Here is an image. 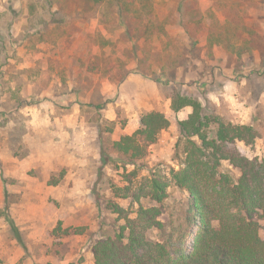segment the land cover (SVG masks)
Returning <instances> with one entry per match:
<instances>
[{
    "label": "rangeland",
    "instance_id": "1",
    "mask_svg": "<svg viewBox=\"0 0 264 264\" xmlns=\"http://www.w3.org/2000/svg\"><path fill=\"white\" fill-rule=\"evenodd\" d=\"M153 1L169 36L138 43L152 58L142 66L144 72H131L120 82L78 65L92 51L118 56L134 70L129 43L112 47L90 41L121 39L123 30L112 20L107 26L92 19L79 24L72 37L54 34L33 44L22 41L31 25L27 18L11 23L12 38L5 36L0 49V264H94L93 240L113 236L114 221L125 223L109 202L130 217L137 207L113 194L134 166L117 161L112 151L102 166L101 148L108 151L139 127L144 112L158 110L170 126L135 166L178 169V121L190 110L170 109L166 80L182 94L214 105L232 123L254 126L256 142L237 148L248 158L264 159V0H182L179 12V0ZM9 22L0 17L4 35ZM100 104L101 109L94 108ZM138 170L141 176L148 173ZM187 202L185 192L173 185L168 189L160 216L167 234L183 228Z\"/></svg>",
    "mask_w": 264,
    "mask_h": 264
},
{
    "label": "trees",
    "instance_id": "2",
    "mask_svg": "<svg viewBox=\"0 0 264 264\" xmlns=\"http://www.w3.org/2000/svg\"><path fill=\"white\" fill-rule=\"evenodd\" d=\"M24 1L0 0V17L10 19L6 35L0 30V49L5 47L6 37L12 38L11 23L23 18L31 25L25 28L22 41L31 44L48 41L54 34L72 37L79 24L92 19L107 26L112 20L113 27L118 24L120 28H115L123 30L121 39L113 42L101 36L90 41L112 47L129 43L136 62L134 70L127 69L120 57L104 53L90 51L78 59L82 70L105 75L112 82L123 81L131 72H144L142 66L152 57L141 43L147 45L151 38L163 41L169 36L166 21L159 22L156 17L153 0ZM181 1L175 7L178 12ZM184 31L188 32L186 28ZM191 43L193 46L195 42ZM242 51L245 49L238 52L239 56ZM162 68L160 74L164 75ZM163 83L170 84L166 95L170 109L176 114L190 110L186 119L178 121V169L171 165L155 170L143 164L135 166L147 158L160 132L170 126L158 110L144 112L139 127L112 142L108 151L101 148L102 166L110 162L111 151L117 154V161L134 166L126 173L125 184L115 186L113 194L137 207L130 217L127 210L109 202L125 223L114 221L113 236L93 240L90 251L94 264H264V239L260 235L264 223V159L248 158L237 148L238 143L252 146L259 131L252 125L232 123L214 105L206 106L199 98L182 94L171 81ZM94 106L101 109L104 104ZM138 169H145L147 175L141 176ZM172 185L187 194L188 202L183 228L174 227L167 234L160 216ZM144 201L150 205L144 206ZM154 233L160 239H155Z\"/></svg>",
    "mask_w": 264,
    "mask_h": 264
}]
</instances>
